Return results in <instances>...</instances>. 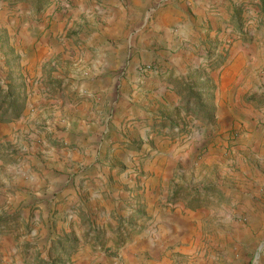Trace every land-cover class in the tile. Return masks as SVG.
<instances>
[{
    "label": "rangeland",
    "instance_id": "374dc122",
    "mask_svg": "<svg viewBox=\"0 0 264 264\" xmlns=\"http://www.w3.org/2000/svg\"><path fill=\"white\" fill-rule=\"evenodd\" d=\"M59 1L0 0V7L15 10L18 3L29 5L34 17L30 20L24 15V22H31L40 29L44 24L49 25L54 16H65L60 10L63 7L57 6ZM95 2L102 4L106 11L118 4L113 5L110 0L86 1L88 6ZM119 2L122 9L127 6L126 1ZM163 2L155 10L164 7ZM10 18L12 16L7 17L8 21ZM76 22L73 20L76 25L71 27L76 28L75 32L60 36L64 52L52 55L42 71V81L37 78L36 65L32 66L31 61H22L20 54L7 43L1 50L6 63L0 66V264H88V255L111 257L115 254L104 249L103 242L117 249L136 235L153 233L157 219L159 254L152 259L154 264H264V171L259 163L261 159L264 161V105L260 102L251 116L241 113L243 119L252 120L257 116L254 131L262 133V141L256 150L241 140L248 133L241 123L214 128L217 110L223 109L225 114L232 108L231 102L218 100L216 103L213 89L201 92L203 89L198 86L190 87L186 95L189 108L177 121L182 127L175 140L180 147L188 146L184 151H190L173 167L167 185L159 177L155 178L153 171L155 155L151 154V147L155 136L150 139L149 136L155 131L148 132V151V147L146 151L141 149L142 142L121 140L118 132H111L106 137L107 153L100 159L91 154L89 163L62 177L47 176L33 161V157L42 155L41 150L46 151L48 160L52 152L66 158L58 152L62 148L66 153L77 150L73 143L60 145L57 138H51L55 130L62 131L60 124L44 123L54 115L63 125L73 107L82 105L81 102L90 103L87 91L66 93L71 84L70 58L76 55L74 52L81 54L86 39L83 40L81 34L85 24ZM227 24L226 29L230 31L226 42L221 43L224 47L215 44L210 50L218 51L223 62L224 54L227 56L234 41L256 43L258 71H253L250 79L253 85L258 81L263 83L264 0H245ZM77 32L80 37L76 36ZM65 43H73L76 51L68 49ZM210 52L206 53L207 58ZM200 70L213 71L204 66ZM122 74L123 71H117V76L122 77ZM41 99L47 100L48 107L33 106L28 114L29 118L34 114L33 121L19 123L29 105ZM17 112L18 117L14 118ZM127 122H131V126L136 124L134 130L140 124L134 117ZM7 124L13 126L5 133L3 129ZM17 125L19 128L15 129ZM123 150L133 152L125 160V166L121 159L116 158L118 161L108 155L110 151L114 154ZM208 153L218 157L211 164L203 160ZM259 167L263 181L260 190L255 192L250 181L254 169ZM35 173L49 183L38 189L37 196L28 198L23 193L24 187L20 186L17 201L12 190L5 188L9 180L29 182L36 177ZM93 186L98 187L102 198L94 193ZM119 187L128 193V198L118 202L108 218L106 207L110 208L113 203L107 201L121 191ZM243 193L253 197L238 199ZM116 195L120 199V195ZM193 216L201 218L193 219ZM172 227H180V238H174L176 233L169 236Z\"/></svg>",
    "mask_w": 264,
    "mask_h": 264
},
{
    "label": "crops",
    "instance_id": "0c3cea01",
    "mask_svg": "<svg viewBox=\"0 0 264 264\" xmlns=\"http://www.w3.org/2000/svg\"><path fill=\"white\" fill-rule=\"evenodd\" d=\"M86 1L60 0L57 6L63 7L60 10L65 16H54L49 25L44 24L40 29L31 22L30 24L24 22V15L30 20L31 16L34 17L29 5L18 3L15 10L0 7V66L6 63L1 50L7 43L15 53L20 54L22 61L25 63L31 61L32 66L36 65L37 78L40 81L43 80L42 71L52 55L64 52L60 46V36L62 34L65 36L67 32H75V27L71 29L76 25L72 23L73 20L85 24L81 31L84 36L82 39L86 38L85 44L82 45L83 50L81 54L74 52L76 55L70 58L72 63H69L68 77L71 84L67 86L69 91L66 93L72 95L73 92L78 94L87 91L90 103L81 102L82 105L73 107L63 125L59 123V118H54V115L44 122L48 126L51 123L60 124V128H63L60 132L55 130L51 136L53 140L58 139L57 143L60 145L73 143L77 146V150L72 153H66L65 148L58 151L67 156L66 158L52 152L50 153L52 158L48 160L45 150H41L40 157H33V161L47 176H65L81 165L89 163L91 154L98 155L97 159H100L107 153L106 137L111 132H118L121 140L135 139L142 142L141 149L146 151L149 146L148 132L155 131V134L149 136V139L155 136L151 147L153 149L151 154L155 155L152 161L154 175L155 178L159 177L164 185L169 184L173 167L180 158L187 157L190 151L189 149L184 151L183 148L188 146L180 147L179 142L175 143V140L182 127L177 121L189 108L187 90L195 86L203 89L201 92L213 89L216 103L218 100L232 103V108L226 110L225 114L223 109L217 110L215 129L232 123L234 125L241 123L248 132L241 140L253 146L252 148L259 149L262 133L259 130L254 131L258 124L257 116L251 120L250 117L243 119L241 114L247 112L251 116L252 111H256L255 106H259L257 102L264 105V82L258 81V84L253 85L250 79L253 71L256 73L258 71V45L234 41L227 56L224 54L223 62L218 51L210 50L215 44L224 47L221 43L226 42L229 37L230 29H226L229 18L238 12L245 0H121L127 2L124 9L121 8L120 0H110L113 5L118 3L115 8H110V11L103 9L102 4L96 5V2L88 6ZM161 1H164L165 6L155 10ZM9 16L12 18L8 21ZM76 36L80 37L78 32ZM65 44L69 46L68 49L76 51L73 43ZM207 52H210L209 58L206 56ZM147 65L151 67L150 70H144ZM201 66L213 71L202 72ZM117 71H123L122 77L117 76ZM262 76L264 81V73ZM46 104L47 100L41 99L29 105L19 123L24 125L25 122L33 121L34 114H30L29 118V110L36 105L47 108ZM132 117L140 120L137 130L133 129L136 124L131 126L132 123L127 122ZM4 126L6 127L3 131L8 133L10 126L13 125ZM17 128L18 125L15 129ZM48 130L51 132V129ZM44 135L45 133L42 134L43 137ZM43 144L46 145L45 142ZM132 153L123 150L112 154L110 151L108 155L115 160L121 159L124 165ZM217 158L216 155L208 153L203 160L211 164ZM259 163L264 171V161L261 159ZM144 166L147 170V165ZM46 168L49 171H45ZM258 169L260 167L254 169V176L252 175L250 181L255 192L260 190L263 181ZM35 175L36 177L29 182L9 180L5 188L12 190L17 196V201L19 200L17 189L20 186L24 187L23 193H26L28 198L37 196L38 189L49 186V183L47 184L41 174ZM220 179L219 184L222 183ZM252 182L255 184L252 185ZM93 187L94 193L102 198L98 187ZM119 189L121 191H117L107 201L108 204L113 203L110 208L106 207L108 218L110 210L114 209L118 202L128 198V193L124 192L122 187ZM116 194L120 195V199ZM243 197L253 196L243 193L237 198ZM199 218L201 216H193V219ZM156 223L157 229L153 230V233L148 231L136 235L117 249L103 242L101 246L108 252L115 251V254L111 257L88 255L87 263L154 264L152 259L159 254V219ZM179 231L180 227H172L169 236L176 233L177 236L174 238L178 239L181 235Z\"/></svg>",
    "mask_w": 264,
    "mask_h": 264
},
{
    "label": "built area",
    "instance_id": "2783aa9c",
    "mask_svg": "<svg viewBox=\"0 0 264 264\" xmlns=\"http://www.w3.org/2000/svg\"><path fill=\"white\" fill-rule=\"evenodd\" d=\"M150 68L151 67L149 65H147V66L144 67V70H150Z\"/></svg>",
    "mask_w": 264,
    "mask_h": 264
},
{
    "label": "trees",
    "instance_id": "16d2710c",
    "mask_svg": "<svg viewBox=\"0 0 264 264\" xmlns=\"http://www.w3.org/2000/svg\"><path fill=\"white\" fill-rule=\"evenodd\" d=\"M18 113H19V112L16 113V115L14 116V118H17V117H18Z\"/></svg>",
    "mask_w": 264,
    "mask_h": 264
}]
</instances>
